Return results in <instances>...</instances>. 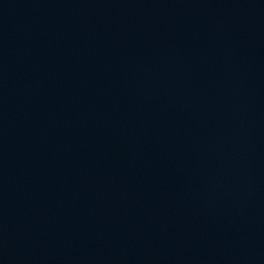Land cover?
Returning a JSON list of instances; mask_svg holds the SVG:
<instances>
[{
  "label": "water",
  "instance_id": "water-1",
  "mask_svg": "<svg viewBox=\"0 0 264 264\" xmlns=\"http://www.w3.org/2000/svg\"><path fill=\"white\" fill-rule=\"evenodd\" d=\"M0 264H264V0H0Z\"/></svg>",
  "mask_w": 264,
  "mask_h": 264
}]
</instances>
